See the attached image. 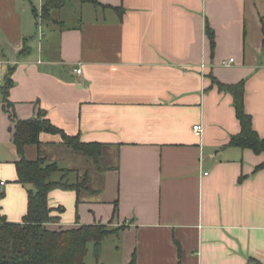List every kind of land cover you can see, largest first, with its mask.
Returning <instances> with one entry per match:
<instances>
[{"label":"crops","instance_id":"crops-1","mask_svg":"<svg viewBox=\"0 0 264 264\" xmlns=\"http://www.w3.org/2000/svg\"><path fill=\"white\" fill-rule=\"evenodd\" d=\"M44 1L0 0V87L10 73L17 119L43 111L102 145L97 162L59 134L25 148L58 166L51 182H87L49 192L48 228H120L92 245L93 264H264V154L229 146L240 124L214 83L244 82L264 139V0H71L70 25L59 9L36 18ZM13 126L0 108V214L20 223L32 186L16 182Z\"/></svg>","mask_w":264,"mask_h":264},{"label":"trees","instance_id":"trees-1","mask_svg":"<svg viewBox=\"0 0 264 264\" xmlns=\"http://www.w3.org/2000/svg\"><path fill=\"white\" fill-rule=\"evenodd\" d=\"M71 0H45L38 14L41 22L51 21V12L65 6ZM93 6H99L98 0H81ZM206 35L211 52L214 50V33L206 24ZM219 90L227 91L233 100L235 115L240 124V132L233 136L229 146L250 149L255 154H264V139L254 131L251 116L245 112L244 82L224 85L214 80ZM13 85L10 73L5 75L0 87V108L7 113L11 121L12 142L15 145L18 160L15 162L16 182L31 185L27 192V210L20 223L7 222L0 214V264H85L88 245L92 244L98 254L104 239L117 233L120 228H108L104 225H83L67 230H51L48 224L56 220L51 215L48 205V194L51 190L73 189L78 193L86 189V180L77 184L51 182L49 178L61 171L53 162H48L40 154L35 160L25 158V148L30 145L39 146V134L42 132L59 134L63 143L72 151L83 154L97 162L101 155V144L81 142L77 136H68L45 118L43 111H38L35 118L19 120L13 111V104L8 101L9 90ZM264 168V162L256 170ZM63 179V178H62ZM2 195L0 194V197ZM130 264H136L135 255Z\"/></svg>","mask_w":264,"mask_h":264},{"label":"rangeland","instance_id":"rangeland-1","mask_svg":"<svg viewBox=\"0 0 264 264\" xmlns=\"http://www.w3.org/2000/svg\"><path fill=\"white\" fill-rule=\"evenodd\" d=\"M74 1L77 2L79 0H74ZM71 5H73V4H70L69 3L64 8H62L61 10L60 9L57 10L59 12V16L61 17V19L66 22V25H70L72 23L71 14H72L74 8ZM34 6H35L36 9H38V6L36 4H34ZM89 7H91V6H89ZM28 18L31 19V11H30V9H29ZM38 33L39 32H36V35L33 34L36 39H38L37 38L38 37ZM27 39L30 40L29 37ZM7 184H9L8 181H7ZM88 250H89V254L85 258V261L84 262H85V264H93L94 263V260H93L92 254H91L92 244H89L88 245Z\"/></svg>","mask_w":264,"mask_h":264},{"label":"built area","instance_id":"built-area-1","mask_svg":"<svg viewBox=\"0 0 264 264\" xmlns=\"http://www.w3.org/2000/svg\"><path fill=\"white\" fill-rule=\"evenodd\" d=\"M231 62H233V59H232V58H230L228 61H222V65L228 66L229 63H231ZM76 72H77V73H80V69H77ZM193 131H195V133H197V134H200L201 131H202V127H201V125H196V126H194V127H193ZM0 185H3V182H0Z\"/></svg>","mask_w":264,"mask_h":264}]
</instances>
